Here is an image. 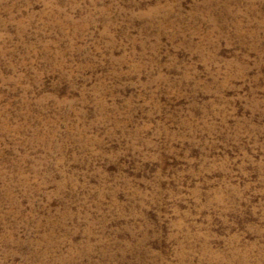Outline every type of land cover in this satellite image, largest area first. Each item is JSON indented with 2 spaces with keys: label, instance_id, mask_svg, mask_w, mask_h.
Wrapping results in <instances>:
<instances>
[{
  "label": "rangeland",
  "instance_id": "rangeland-1",
  "mask_svg": "<svg viewBox=\"0 0 264 264\" xmlns=\"http://www.w3.org/2000/svg\"><path fill=\"white\" fill-rule=\"evenodd\" d=\"M0 264H264V0H0Z\"/></svg>",
  "mask_w": 264,
  "mask_h": 264
},
{
  "label": "bare ground",
  "instance_id": "bare-ground-1",
  "mask_svg": "<svg viewBox=\"0 0 264 264\" xmlns=\"http://www.w3.org/2000/svg\"><path fill=\"white\" fill-rule=\"evenodd\" d=\"M2 10V9H1ZM37 132V131H36ZM11 196V195H10ZM9 201V200H8Z\"/></svg>",
  "mask_w": 264,
  "mask_h": 264
}]
</instances>
